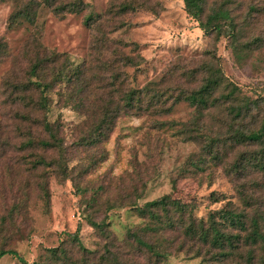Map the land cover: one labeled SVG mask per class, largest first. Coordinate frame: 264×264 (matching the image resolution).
<instances>
[{
	"label": "rangeland",
	"instance_id": "1",
	"mask_svg": "<svg viewBox=\"0 0 264 264\" xmlns=\"http://www.w3.org/2000/svg\"><path fill=\"white\" fill-rule=\"evenodd\" d=\"M75 1L55 0L54 5ZM32 3L34 22L20 20L9 28L12 13ZM81 3L80 12L58 15L43 0L0 3V44L6 47L0 57V250L15 251L26 264H106L111 255L122 264H216L205 252L195 256L178 230H148L149 217L140 210L168 197L186 205V211L193 209L197 219L227 203L238 210L247 207L250 217L259 213L264 219V171L255 161L245 160L256 155L262 159V146L239 145L229 132L257 130L264 119V0H207L205 15L222 6L229 12L237 28L233 39L203 33L186 16L182 0ZM129 4L137 10L122 12ZM123 56L138 65L122 66ZM38 58L45 60L44 82L53 83L46 120L56 126L62 140L66 180L32 169V161L43 154L27 145L34 136H43L34 125L40 114L25 104H12L5 88L9 80L26 81ZM82 64L89 70L80 80L54 82L59 69ZM208 70L219 72L224 85L198 124L203 135L215 139L222 161L205 156L203 143L185 142L182 134L194 128L197 113L184 102L168 115L120 117L99 142L87 140L93 124L90 111L99 114L103 103L119 97L114 73L119 72L124 91L154 82L168 97L167 109L181 91L197 89ZM229 84L248 104L239 118L230 111L238 104L224 99ZM79 105L84 107L76 111L73 107ZM28 113L33 118L29 123L16 116ZM57 154L44 155L48 159ZM202 158L207 163L198 170L194 165ZM234 166L239 174L229 172ZM42 173L50 195L47 209L37 189ZM238 185L245 187L248 204L239 198ZM131 234L167 248L170 255L157 259L136 248ZM0 264L23 263L5 255Z\"/></svg>",
	"mask_w": 264,
	"mask_h": 264
},
{
	"label": "trees",
	"instance_id": "2",
	"mask_svg": "<svg viewBox=\"0 0 264 264\" xmlns=\"http://www.w3.org/2000/svg\"><path fill=\"white\" fill-rule=\"evenodd\" d=\"M9 0H0V3ZM184 4V11L189 19L198 23V28L203 33L214 32L219 37L225 34L230 39H233L237 33V28L233 24L229 16V12L225 8L219 7L217 10H212L211 13L205 15V6L207 0H182ZM43 4L48 8H52L55 14L62 12L78 13L82 6L81 0H76L68 5H60L55 8V0H43ZM138 7L132 5H123L121 10H137ZM35 19L34 3L24 6L12 13L10 16L9 28L16 27L20 20H25L28 23H33ZM204 19V21H203ZM91 18L87 22H91ZM93 22V21H92ZM91 26V25H90ZM5 45L0 44V57L5 53ZM48 60L50 58H47ZM122 66L135 67L138 63L134 58L127 56L122 57ZM55 61V55H53ZM104 66V64H103ZM45 67V60L38 58L30 67L29 77L26 81L6 82V92L12 104H25L26 109L33 110L34 114L38 113L40 116L34 118V125L37 126L43 136L36 137L27 143L28 147H37L43 154L37 155V159L32 161V169L37 171L44 170L52 173L60 174L62 179L68 178L67 162L64 156V147L59 132L53 123L46 120V115L49 112V103L47 94L51 90L53 83H45L46 74L42 75ZM89 68L86 64L74 68L59 69L54 73V82L57 80L68 82L73 79L80 80L81 76H85ZM34 78V80H31ZM113 85L118 83L114 92L119 95L117 99L110 98L107 102L102 104L101 113L97 114L90 111L92 117V130L87 140L95 143L99 142V137H106L113 129L114 123L117 119L123 116H141L142 114L151 115H168L174 105L181 102L187 103L194 108L197 113L194 128L184 132L186 135L185 142L195 144L203 143V152L209 159L222 161L216 151L217 145L215 139H211L201 133L198 122L202 117L203 111L214 104V93L224 85L223 77L219 72L212 70L207 71V76L203 79L202 84L194 90L188 92L181 91L173 99L172 105L165 109L167 98L165 93L155 88L154 82H150L142 88H131L124 91L122 88L123 82L120 81L119 72L114 73ZM225 100H231L238 105L230 107V111L236 118L241 116L243 110H248V104L239 98L237 95L238 89L235 85L229 84L226 87ZM242 104V105H241ZM241 105V106H239ZM239 106V107H238ZM83 105L73 107L76 111L83 108ZM22 122L29 123L33 120L31 113L27 115H16ZM231 138L239 145H246L247 143L258 144L262 146V159L257 155L248 159L257 163L256 168L264 171V119L262 125L257 130H232ZM48 152L58 153L53 158H46L44 154ZM204 158L194 165L198 170L200 164H206ZM229 172L239 174L237 166L229 169ZM238 180L240 177L238 176ZM37 189L40 192V200L44 207H49V190L48 183L44 173L39 175V182ZM236 192L239 198L248 204L246 200V189L243 185H238ZM144 209L140 210L141 214L149 217L147 229L151 232L161 230H178L181 233L184 241L190 244V251L195 250V256H200L202 252L209 256L210 262L216 264H264V219L259 213L249 216L246 211L247 207L242 210L234 208L230 203L219 210L210 212L205 219H197L192 216V211H186L187 206L181 204L177 200H170L168 197H161L154 201L144 204ZM249 210V209H247ZM250 211V210H249ZM162 212V214H161ZM189 213V214H188ZM191 213V214H190ZM92 226L102 231L100 225L92 223ZM102 226V224H101ZM79 232V225L76 232L73 234L74 241H77V234ZM132 241L136 244V248L143 249L147 253L155 256L157 259H164L170 255L167 248H157L152 244L144 241L137 234L129 235ZM129 238V237H128ZM5 255H11L18 258L20 262L26 264L22 256H19L13 250H0V258ZM105 260V259H104ZM103 260V261H104ZM106 264H122L114 255L106 259ZM75 264V263H74Z\"/></svg>",
	"mask_w": 264,
	"mask_h": 264
}]
</instances>
